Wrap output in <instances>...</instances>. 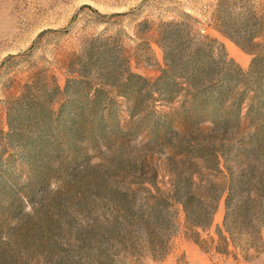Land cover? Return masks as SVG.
Segmentation results:
<instances>
[{
	"label": "rangeland",
	"instance_id": "rangeland-1",
	"mask_svg": "<svg viewBox=\"0 0 264 264\" xmlns=\"http://www.w3.org/2000/svg\"><path fill=\"white\" fill-rule=\"evenodd\" d=\"M0 264H264V0H0Z\"/></svg>",
	"mask_w": 264,
	"mask_h": 264
}]
</instances>
